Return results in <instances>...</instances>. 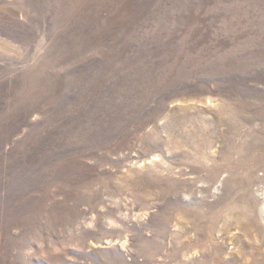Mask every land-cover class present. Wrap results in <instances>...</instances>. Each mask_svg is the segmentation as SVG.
<instances>
[{
  "label": "rangeland",
  "instance_id": "374dc122",
  "mask_svg": "<svg viewBox=\"0 0 264 264\" xmlns=\"http://www.w3.org/2000/svg\"><path fill=\"white\" fill-rule=\"evenodd\" d=\"M0 264H264V0H0Z\"/></svg>",
  "mask_w": 264,
  "mask_h": 264
}]
</instances>
